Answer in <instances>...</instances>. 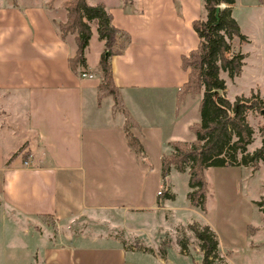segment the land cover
<instances>
[{"label": "crops", "instance_id": "1", "mask_svg": "<svg viewBox=\"0 0 264 264\" xmlns=\"http://www.w3.org/2000/svg\"><path fill=\"white\" fill-rule=\"evenodd\" d=\"M262 1L253 9L264 10ZM86 2L103 4L112 25L129 36L123 53L110 58L112 79L124 105L131 108L144 161L160 157L163 127L177 118L175 95L187 77L180 58L198 44L191 24L205 17L202 0ZM50 3L0 0V104L17 109L16 117L5 113L4 121L0 118V219L7 217L9 228L23 226L24 235L27 226L32 233L45 235V242L31 248L24 264H153L145 262L147 253L164 263L166 254L127 247L109 234L58 230L54 241L40 224L51 219L59 227L101 212L120 215L119 228L127 232L132 230L129 220L143 222L158 211L171 212L168 200L157 206L160 183L151 182L141 161L129 151L122 114L112 110L109 96H97L95 68L102 42L94 26L85 52L89 72L84 73L91 77H81L67 63L75 49L73 35L64 39L58 35L64 5L50 7ZM240 33L245 36L242 44H248V36ZM242 44L234 51L245 54V59ZM144 94L167 101L168 115L145 109ZM17 151H25L23 158L16 154L5 165ZM250 228L251 237L259 236L258 225ZM11 241L0 240V264H16V242ZM217 247L221 250L218 240Z\"/></svg>", "mask_w": 264, "mask_h": 264}, {"label": "rangeland", "instance_id": "2", "mask_svg": "<svg viewBox=\"0 0 264 264\" xmlns=\"http://www.w3.org/2000/svg\"><path fill=\"white\" fill-rule=\"evenodd\" d=\"M9 0H6L8 2ZM20 1V0H19ZM49 6L60 8L65 6L67 0H46ZM97 0H88L94 3ZM256 0H234L231 15L237 22L240 31L247 35L250 42L242 44L239 40L231 43L232 49H240L246 53L242 71L238 77H228L226 72H220V77L224 80V96L232 102L236 96L248 97L250 94H257L260 97V89L264 91V10L253 9ZM250 5V7H249ZM263 93V92H262ZM147 99V107L150 110L160 109L168 112L167 101H155L153 95L144 94ZM198 101L199 95H186L184 100L175 110L177 118L172 120L171 126L164 125L162 131L163 145L160 147V157L169 153V142L182 141L191 142L194 134L190 125L198 122ZM126 107V106H125ZM129 112L131 108H127ZM139 109L141 106L139 105ZM0 118L2 114L16 117L14 105L0 104ZM21 113V110H18ZM130 114V113H129ZM168 115V113L166 114ZM245 119L252 129L251 143L247 146V152L251 153L260 147L264 134V115L254 111H246ZM12 120V119H11ZM2 121L3 117H2ZM3 123V122H1ZM136 126L132 133L137 130ZM137 137V135H135ZM138 138V137H137ZM144 152V151H143ZM160 157L151 156L144 161L145 156L136 157L144 169V173L150 176L151 182H159L161 187L173 193L174 198L166 201V206L171 208L154 213L148 221L132 219L128 221L130 231L122 230L120 227V215H108L97 212L90 214L89 218H80L68 225L56 227L51 219L43 220L41 226L46 235L58 241L59 231H70L74 234L90 235H113L127 247L142 249L154 252L156 255L166 254L167 261L158 263L151 254H146L145 262L153 264H201V250L199 240L194 235L190 226L194 225L198 229L202 225H208L214 231L220 243L211 264H264V164L258 163L256 169L250 166H224L211 167L204 171V179L207 185L204 211L192 207L188 204L185 194L188 191L187 174L179 173L173 167L168 174L162 178ZM161 189V188H160ZM158 190V192L160 191ZM262 200L260 204H256ZM163 201H160L161 204ZM6 219H0V240L1 243H9L14 239L16 242V264H24L25 256L34 246H38L41 241L45 242V235L40 236L36 232H31L27 226L28 233L24 235L23 226L9 228ZM111 220V222H110ZM108 221V222H107ZM19 223V222H18ZM259 226V236L251 237L250 227ZM111 227V228H110ZM140 228L137 237L136 229ZM11 234V236H9ZM11 239V240H10ZM139 239V240H138ZM258 247H249V244ZM182 244L184 247H182ZM30 253V252H29ZM144 262V260H140Z\"/></svg>", "mask_w": 264, "mask_h": 264}, {"label": "trees", "instance_id": "3", "mask_svg": "<svg viewBox=\"0 0 264 264\" xmlns=\"http://www.w3.org/2000/svg\"><path fill=\"white\" fill-rule=\"evenodd\" d=\"M262 3V0H257ZM234 0H202L205 17L194 20L191 24L198 44L195 49L180 58V67L186 71V81L177 89L175 108L186 95H199L198 122L190 125L194 134L191 142H169V153L160 157L161 174L164 178L171 167L179 173L187 174L188 191L185 198L192 207L204 211L207 185L204 171L211 167L250 166L257 168L264 164V138L260 147L248 153L252 129L245 119L246 111L261 113L263 101L257 94L248 97L236 96L232 102L224 96V80L220 72L228 77L240 75L245 54L234 51L230 41L236 38L244 41L237 22L231 15ZM219 6L214 17L215 7ZM94 26L98 41L102 42L95 74L98 78L97 96H109L112 99V110L123 116V132L126 145L136 157L144 155L138 138L132 133L136 126L127 111L119 89L114 85L110 58L123 53L129 44V36L122 29L114 27L111 16L103 4L89 5L86 0H67L64 6V20L57 23L58 35L64 39L73 35L75 49L68 57L69 69L77 75L89 72L85 62V52ZM264 134V125L262 128ZM23 158L25 151H17L5 160V165L16 155ZM173 193L161 187L156 195V202L172 200ZM262 200L256 204H260ZM200 243L201 264H211L217 252V238L208 225L199 229L191 225ZM182 247L183 244H182Z\"/></svg>", "mask_w": 264, "mask_h": 264}, {"label": "water", "instance_id": "4", "mask_svg": "<svg viewBox=\"0 0 264 264\" xmlns=\"http://www.w3.org/2000/svg\"><path fill=\"white\" fill-rule=\"evenodd\" d=\"M218 9H219V6H216L215 7V13H214V17L216 18V16H217V12H218ZM261 114H263L264 115V108L263 109H261Z\"/></svg>", "mask_w": 264, "mask_h": 264}, {"label": "built area", "instance_id": "5", "mask_svg": "<svg viewBox=\"0 0 264 264\" xmlns=\"http://www.w3.org/2000/svg\"><path fill=\"white\" fill-rule=\"evenodd\" d=\"M81 77H87V78H90L91 75H89V74H85V73H82V74H81ZM24 164H26V163H24Z\"/></svg>", "mask_w": 264, "mask_h": 264}]
</instances>
